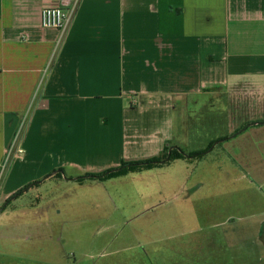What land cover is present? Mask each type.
<instances>
[{
    "label": "crops",
    "instance_id": "0c3cea01",
    "mask_svg": "<svg viewBox=\"0 0 264 264\" xmlns=\"http://www.w3.org/2000/svg\"><path fill=\"white\" fill-rule=\"evenodd\" d=\"M49 1L0 0V208L26 185L191 159L88 175L170 148L244 131L264 144V0H66L63 32L40 23Z\"/></svg>",
    "mask_w": 264,
    "mask_h": 264
},
{
    "label": "rangeland",
    "instance_id": "374dc122",
    "mask_svg": "<svg viewBox=\"0 0 264 264\" xmlns=\"http://www.w3.org/2000/svg\"><path fill=\"white\" fill-rule=\"evenodd\" d=\"M261 138L244 131L201 158L108 182L25 189L0 210V264H192L204 251L212 264H264Z\"/></svg>",
    "mask_w": 264,
    "mask_h": 264
},
{
    "label": "trees",
    "instance_id": "16d2710c",
    "mask_svg": "<svg viewBox=\"0 0 264 264\" xmlns=\"http://www.w3.org/2000/svg\"><path fill=\"white\" fill-rule=\"evenodd\" d=\"M216 140H212L202 150L189 151L188 153H185L182 150H179L178 148H172L170 151L168 149H166V151L161 156H158L156 158L144 160L141 162H123L117 168L107 169L104 172H101L98 174H88V175H89V177H96V178H111V177H116V176L122 175L128 171H131V170L137 169V168H151L154 166H160L162 164H166V163H168L174 159H177V158H184V157L201 158L205 155L206 151L213 145V143ZM28 187H29V185L24 186L19 191L12 194L5 202H7L12 197L18 195L19 193H21L24 189H26ZM3 206H4V204L2 205V207Z\"/></svg>",
    "mask_w": 264,
    "mask_h": 264
},
{
    "label": "built area",
    "instance_id": "2783aa9c",
    "mask_svg": "<svg viewBox=\"0 0 264 264\" xmlns=\"http://www.w3.org/2000/svg\"><path fill=\"white\" fill-rule=\"evenodd\" d=\"M66 5H67L66 0H51L46 5L42 6L40 12L41 25L47 28H55L62 32L65 31L70 23V16L64 10ZM17 130L18 128H16V131ZM12 148L13 145H10L8 148V154L11 153ZM17 151L21 152L22 149L18 148Z\"/></svg>",
    "mask_w": 264,
    "mask_h": 264
},
{
    "label": "water",
    "instance_id": "95a60500",
    "mask_svg": "<svg viewBox=\"0 0 264 264\" xmlns=\"http://www.w3.org/2000/svg\"><path fill=\"white\" fill-rule=\"evenodd\" d=\"M18 119H19V116L16 114H10V113L6 114L5 120H4L5 121V123H4V144L5 145H7L9 143L10 139L14 136V134L16 132ZM236 133H238V132H236ZM233 135H235V134H233ZM170 150H171V148L169 149V151ZM0 209H2V208H0Z\"/></svg>",
    "mask_w": 264,
    "mask_h": 264
}]
</instances>
